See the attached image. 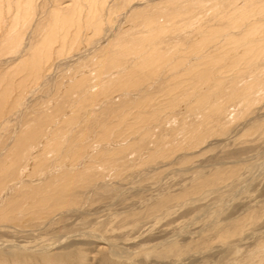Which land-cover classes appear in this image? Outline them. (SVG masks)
<instances>
[{
  "label": "rangeland",
  "instance_id": "obj_1",
  "mask_svg": "<svg viewBox=\"0 0 264 264\" xmlns=\"http://www.w3.org/2000/svg\"><path fill=\"white\" fill-rule=\"evenodd\" d=\"M51 1L22 18L21 56L0 46V264H104L109 247L118 264H264L261 0H133L126 13L122 0H56L75 19L57 42ZM83 22L100 30L77 33ZM156 26L153 75L89 76L116 36ZM40 39L57 46L44 77L23 64Z\"/></svg>",
  "mask_w": 264,
  "mask_h": 264
},
{
  "label": "bare ground",
  "instance_id": "obj_2",
  "mask_svg": "<svg viewBox=\"0 0 264 264\" xmlns=\"http://www.w3.org/2000/svg\"><path fill=\"white\" fill-rule=\"evenodd\" d=\"M37 1L38 0H0V46L7 44L9 52L17 53V54L19 53V56L23 54L22 53L23 51L25 52L28 49V44L26 46L24 45L25 32L22 30L25 28L22 27L24 25L22 18L24 17L28 21H34V19H36L38 6H39ZM57 1L56 0L51 1V5H52L51 20L55 19L56 21H49V23H47V27L51 25L52 26L51 29L55 33L54 35L55 42H57L61 31L65 28L66 25H67L66 28L69 29L75 23V19L74 20L69 19V21L64 19V17L66 16L65 15L66 12L60 6V2ZM74 1L79 3L83 2V0H74ZM90 1H94V3L96 4V0H90ZM122 1L123 4H128L123 12L126 13V10L128 8L130 9L129 7L130 2H132L133 0H122ZM263 1L264 0H261L259 2L256 1L254 3L255 7L259 6L260 12H263L264 10V4H262ZM109 12L110 11L106 9V14L111 15V13ZM213 12L218 14L219 16L221 15L220 19L227 17L228 20L231 22L232 28H235L236 23L237 24L242 23L244 17L243 11H235L234 8H229V9L227 8L224 10L221 7L219 8L216 7L213 8ZM13 23H18V25H16V28L15 26H12ZM82 28L92 30V34L100 30L98 26H94L90 22H83L82 26L78 28L77 33H79ZM157 30H158L157 26L153 27L149 31L148 30L145 31V34L144 33L136 34V36L132 39H128V38L125 39L116 36L114 38L115 39L114 42H110L111 44L110 43L108 44L109 48L110 47L112 48L108 49V52L105 53L106 54L105 57L100 58L96 61L94 60L92 61L94 64H98V67L97 70L93 71L92 74H90L89 76H92L97 80H100L103 84L102 87H104L109 82L107 80H110L113 77H119L122 79L126 75L135 74L137 68L140 69V71L142 72L145 71L143 72V75L145 77H147L148 75H153L155 73V68H151L150 63L152 61L159 60V58L161 57V54L157 47V38H158L156 35ZM40 42H42L41 39L34 46L33 52L30 54V56L27 57V59L23 60L24 61L23 64L29 65V62L32 63L31 72L33 76L36 77H44L45 73L51 67V60L55 56L57 50V46H53L52 44L47 45L45 43H43L40 47L37 48ZM139 51L144 52L147 55L146 59L142 62L132 60L135 54L138 53ZM143 62H148V66L142 67L141 64ZM255 86L256 83L253 80H251L249 84L246 86L247 93L250 94L249 91H253ZM255 92L256 91H254L253 93ZM32 129H34V127ZM40 131L41 130H38V133ZM31 145L26 146L25 144V146L18 147L17 145L13 147L12 154L14 155L13 159L15 164L23 158L24 154H27V151L29 150ZM59 146L61 145H59L58 143H53V146L51 147L54 148L55 152L58 151L60 152L61 149L59 148ZM109 248H110L109 249L110 252L108 254H111L112 257L110 255L109 256L106 255L104 256L105 258L103 257L104 259L102 261L104 262V264H118V262L114 260L116 258L115 256H120L119 255L120 253L116 249H111V247ZM14 252H16V250H14ZM14 254L17 255V253ZM70 257H71L70 254L64 253V254H58L57 256H53V257H49L46 255L44 256L43 259H45V261H47L48 263L49 261H53L58 264H63V263L66 264L65 262ZM15 264H19V263H15Z\"/></svg>",
  "mask_w": 264,
  "mask_h": 264
}]
</instances>
